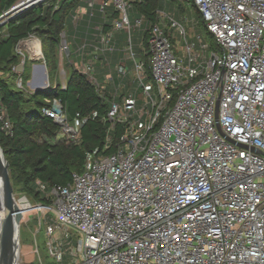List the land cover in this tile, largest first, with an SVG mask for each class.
<instances>
[{"label": "built area", "instance_id": "built-area-1", "mask_svg": "<svg viewBox=\"0 0 264 264\" xmlns=\"http://www.w3.org/2000/svg\"><path fill=\"white\" fill-rule=\"evenodd\" d=\"M60 1L16 0L0 11V25ZM136 1L77 0L74 26L95 10L103 22L91 39L76 44L64 33L62 42L68 57L76 54L78 73L110 102L105 151L88 156L66 185L47 189L37 180L49 202L17 203L19 220L34 215L50 254L59 262L71 256L69 264H264V0H191L216 49L197 36V50L185 27L158 9L138 59L131 30L144 16L128 12ZM95 62L108 69L104 84ZM45 102L41 112L58 138L79 142V115L70 119L57 97ZM0 130L12 134L1 103Z\"/></svg>", "mask_w": 264, "mask_h": 264}, {"label": "trees", "instance_id": "trees-1", "mask_svg": "<svg viewBox=\"0 0 264 264\" xmlns=\"http://www.w3.org/2000/svg\"><path fill=\"white\" fill-rule=\"evenodd\" d=\"M15 1L0 0V11L8 9ZM169 1L175 0H140L133 3L135 12L144 16V46L149 39L150 26L157 22L156 10L163 9ZM187 2L198 14V23L210 49H216L215 38L206 29L196 5L191 0ZM76 6L77 0H61L56 9L49 4L31 7L10 17L4 24L5 34L0 33V103L7 109L12 122L11 135L0 130V147L9 163L13 191H21L31 197L33 202H49L37 189V180L47 189L54 185H66L71 180L72 173L83 170L88 156H98L105 151L109 127L106 116L110 102L95 91L84 75L72 72L65 88L55 87L43 91L44 98L40 99L38 93L41 90L27 97L24 91L13 88L1 73L10 71V66L17 63L14 52L16 44L35 32L45 42L55 46L59 41L58 32L66 24L67 42L79 44V39H91L96 33V24L103 22L101 13L95 10L93 16L87 14L74 26L71 16ZM107 11L112 12V16L115 15L111 7ZM104 26L106 30L109 24L105 22ZM108 59L115 63L117 54L108 55ZM113 78L117 80L114 75ZM52 97L60 99L70 119L79 115L82 120L79 142L67 144L58 138V126L41 112L43 106L50 105L45 99ZM121 131V125H116L112 132V143L106 151L113 149Z\"/></svg>", "mask_w": 264, "mask_h": 264}, {"label": "rangeland", "instance_id": "rangeland-1", "mask_svg": "<svg viewBox=\"0 0 264 264\" xmlns=\"http://www.w3.org/2000/svg\"><path fill=\"white\" fill-rule=\"evenodd\" d=\"M51 2L44 4L47 6ZM132 4V7L128 8V12L131 15L135 12V7ZM163 10L173 16V18L180 24H182L186 29V38L190 43L196 45V49H200V43L197 36H200V39L203 42H206L204 32L201 28V25L198 23V14L191 7V5L186 0H175L169 1ZM130 20L134 22V18L129 16ZM141 14L137 15V18H140ZM188 19V22L184 18ZM4 24L0 25V33L5 34ZM66 24L60 28L58 32L59 41L55 46L50 45L48 42H45L42 36H39L38 33H33L26 37L24 40L18 42L15 46L14 52L17 56V63L11 65L10 71L1 72L3 77L8 80L13 88L24 91L26 96L33 94L35 89L32 87V83H37L40 79H43V84L40 86L41 90L38 93L40 99L44 98V92L55 87H61L67 83V80L72 72L78 71L76 64V54L73 53L72 56H69L67 51L66 43H63L62 40L65 38ZM136 28V30H131V37L133 41V46L137 59L139 56H142V42H143V29ZM115 40L119 42L120 45L123 43L125 35L123 32H115ZM171 36L173 42L178 46H184L185 42L183 38L179 35L178 31L171 29ZM27 40V41H26ZM38 41V45L32 43ZM24 41H26L24 43ZM23 43V44H22ZM22 44V45H21ZM39 46V48H38ZM39 49V53H34V48ZM53 51V52H52ZM111 62H113L111 60ZM21 66V67H18ZM94 67L96 70V78L101 84H104V72H108L101 68L100 63L95 62ZM14 196L18 204L24 205L26 203H34L33 199L25 194H22L21 191H14ZM38 228V223L34 219V215H30L29 221L20 222V258L19 264H69L71 256L65 255L62 262H59L53 257L47 245V238L44 235L43 229ZM35 239V241H34ZM76 235L73 234L71 240L73 243H76ZM66 241H64L65 243ZM35 243L38 248V254H34Z\"/></svg>", "mask_w": 264, "mask_h": 264}, {"label": "water", "instance_id": "water-1", "mask_svg": "<svg viewBox=\"0 0 264 264\" xmlns=\"http://www.w3.org/2000/svg\"><path fill=\"white\" fill-rule=\"evenodd\" d=\"M44 78L45 76L37 83H32L35 91L40 89ZM18 216L9 163L0 147V264H19L20 220Z\"/></svg>", "mask_w": 264, "mask_h": 264}, {"label": "bare ground", "instance_id": "bare-ground-1", "mask_svg": "<svg viewBox=\"0 0 264 264\" xmlns=\"http://www.w3.org/2000/svg\"><path fill=\"white\" fill-rule=\"evenodd\" d=\"M33 43H34V46L38 44L37 41H33ZM38 52H39V49H37L36 47H34V53L36 54Z\"/></svg>", "mask_w": 264, "mask_h": 264}]
</instances>
